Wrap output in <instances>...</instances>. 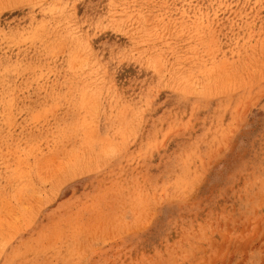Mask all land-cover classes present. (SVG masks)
<instances>
[{
    "label": "rangeland",
    "instance_id": "374dc122",
    "mask_svg": "<svg viewBox=\"0 0 264 264\" xmlns=\"http://www.w3.org/2000/svg\"><path fill=\"white\" fill-rule=\"evenodd\" d=\"M0 264H264V0H0Z\"/></svg>",
    "mask_w": 264,
    "mask_h": 264
}]
</instances>
